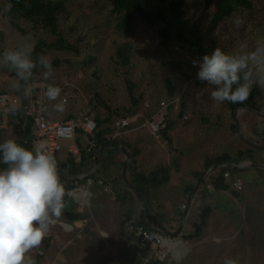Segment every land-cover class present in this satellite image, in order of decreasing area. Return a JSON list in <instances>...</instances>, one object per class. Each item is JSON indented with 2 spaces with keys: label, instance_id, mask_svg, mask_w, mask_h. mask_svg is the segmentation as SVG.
I'll use <instances>...</instances> for the list:
<instances>
[{
  "label": "rangeland",
  "instance_id": "374dc122",
  "mask_svg": "<svg viewBox=\"0 0 264 264\" xmlns=\"http://www.w3.org/2000/svg\"><path fill=\"white\" fill-rule=\"evenodd\" d=\"M52 1L63 2L66 12L60 16V34L68 45L77 47L80 53L55 48L46 51L44 56L51 62L52 75L45 79L44 69H41L40 81L32 83L31 92L35 93L34 89L42 86L46 93L49 85L62 89L57 101H50L46 96L49 115L55 120H64L67 116H75L84 110L104 118L108 113L102 103L112 110H119L120 114L114 117L112 124L113 137L140 151L137 162L141 172L148 174L157 167L170 169L169 174L174 177L173 187L180 186L185 188V191L175 199L176 189L174 191L170 186L158 193V198L163 199L169 210L172 208L170 203L175 207L177 201L179 209L185 211L190 195L186 194V187L197 184L195 173H203L208 169L204 167L205 161L223 154L235 156L240 150L249 147L240 139L236 130H232L236 121L235 112L233 113L225 102L218 103L210 99L212 89L207 82L198 84L195 80L198 74L196 71L191 73L192 79L186 80L179 72L167 66L168 61L183 62V59L175 53V43H162L158 35L159 26L146 25L137 18L133 34L127 35L116 29V16L107 0ZM253 4V9L239 10L220 25L213 37L219 47L230 53L238 49L241 43H246L248 48L252 49L258 39L264 38V0H254ZM202 6V0H189L188 17L199 18ZM5 9V0H0V54L5 49H15L21 44H31L33 51L39 38L47 40L49 44L57 41V38L42 33L41 30L34 31L27 23H23L27 35L13 31L4 16ZM237 20L241 22L239 27L235 23ZM203 21L205 25L208 23L205 16ZM126 43L132 46V64L123 68L116 58L115 51L118 45ZM55 60L63 63L54 65ZM183 69L189 72L186 65ZM167 81L175 88L176 95L172 100L168 95ZM18 83L14 71L0 66V95L7 91L16 93ZM131 84L134 86L132 93L136 104L130 96ZM258 87V103L263 108L261 113H264V89L259 85ZM95 96H99L100 100ZM61 100L65 102L64 110H54L53 105ZM182 104L185 106L183 117H180ZM94 107L97 112H94ZM251 114L239 112V127L240 131L242 128V135L246 139L252 137L256 140L252 130L261 129L264 119ZM161 119H164V128L168 121L175 123L168 133L172 144H168L164 139L161 133L164 128L158 132L152 129L151 123ZM120 121H128V126L119 127ZM13 123H16L13 113L0 112V143L14 139ZM60 144L62 148L56 157L58 166L66 161L69 149L75 143L62 140ZM76 155L79 160L80 154ZM192 171H195L194 174ZM243 173H231L226 179L230 189L224 193H216L212 188L208 201L213 205L215 213L209 217L210 222L204 227L202 237L184 240L181 234L175 238L185 244L186 248L182 259L175 261L176 264H223L224 258L235 259L237 264H264V173L251 178ZM235 181L242 184L241 191L231 187ZM84 186H87V180L78 186L75 185L74 189ZM86 188L89 190L93 187ZM114 195L107 194L110 207L108 217L100 221L102 228L110 233L108 239L100 242V236L94 235L95 232L99 233L96 222L90 218L94 216V211L91 213L86 209L85 212L82 210V213L86 214L85 222L89 220L90 226L81 231L80 228L84 225L82 224L77 232L70 234L71 238H74L70 244L74 249L69 253L66 250L70 245L64 241L67 236L64 240L62 238V232L65 230H61L63 228L60 226L55 227V224V228L50 227L48 234L52 231L58 233L59 240L54 244L55 241L50 238L48 249L41 244L27 255L35 260L33 257L36 251L44 248V252H39L42 257L40 264H132L130 258L136 257L137 252L134 247L130 248L129 243L137 234L130 225L127 226L128 236L123 235L124 237L120 238L116 233L120 221L119 207ZM197 195L193 203L201 206L202 200L198 199ZM98 201L100 202L99 199ZM159 213H163L162 208ZM64 216L63 212L60 218L66 221ZM177 220L175 231L179 228L182 217L178 216ZM81 233L82 237L76 236ZM48 234L46 237H50ZM164 250L167 251V248ZM168 254L169 258L173 256L171 252ZM171 259L173 261V258Z\"/></svg>",
  "mask_w": 264,
  "mask_h": 264
},
{
  "label": "trees",
  "instance_id": "16d2710c",
  "mask_svg": "<svg viewBox=\"0 0 264 264\" xmlns=\"http://www.w3.org/2000/svg\"><path fill=\"white\" fill-rule=\"evenodd\" d=\"M112 7V13L116 16V29L119 31L131 35L134 32L135 20L141 19L146 25L159 26L158 35L163 44L175 43L183 48L188 46H194L196 53L203 58L206 54L219 47L213 37L220 25L229 19L235 12L239 10H251L254 7V0H202V12L199 18L190 19L188 17L187 3L189 0H107ZM6 9L4 10V16L9 21V26L13 31L19 32L22 35H27V31L24 28L23 23L31 25L34 31L41 30L42 33L57 38V41L53 44H49L47 40L39 38L34 45L31 57L34 61H38L40 57L44 56L45 52L51 48H55L62 51H70L75 54L80 53V50L68 45V43L62 38L60 34V16L66 12L63 2L52 0H5ZM207 18L208 23L205 25L203 17ZM221 48V47H220ZM225 52V49L221 48ZM116 58L123 68L129 67L132 64V46L130 44H121L116 47ZM183 61V60H182ZM54 65H61L63 61L55 60ZM186 61L174 62L168 61L167 66L176 72H179L186 80L192 79L193 69L188 65ZM188 68L187 73L183 68ZM42 68L38 65L34 70V76L32 80L25 85L23 81L18 80L19 90H16L17 94L21 95L22 106L20 110L13 113V134L14 140L20 143L25 148L32 150L35 147V136L33 132V120L30 117H25L24 107L27 103V97L23 95V89L26 86L34 82H39V72ZM14 76L15 72H14ZM17 78V77H16ZM18 79V78H17ZM198 81V84H201ZM168 88L169 98L172 100L175 97L174 85L170 82H166ZM235 87V86H234ZM134 86H129L130 96L132 102L136 104V100L133 97L132 90ZM8 92V91H7ZM259 87L253 85L251 94L247 101L243 103H231L225 101L228 108L234 113L240 108H251L259 112L263 111L262 106L258 103ZM100 100L99 96H95ZM107 109V116L102 118L95 113L97 130L93 136L84 137L80 135L77 138V142L80 138H86L88 145L83 148L77 143L78 153L77 155L69 153L65 162L61 163L58 169L59 174L67 176H80L90 174L94 167L93 153L99 148H122L130 152L133 160L128 168V179L137 187L141 195L147 201L151 212L159 223L170 230H175V227H170L166 217L160 214V207L155 208L152 204L151 194L152 191L159 189L167 184L170 180L169 168L157 167L153 169L148 175L139 173L137 171V158L140 155V151L133 149L130 144L123 140H118L113 137L114 128L112 127L115 116L120 114L119 110H112L105 103H102ZM184 104L181 105L180 117H183ZM94 112L96 107H94ZM251 115H254L253 113ZM255 116V115H254ZM74 115L67 116L64 120H70L74 118ZM264 124V120H263ZM173 121H168L166 127L161 131L164 139L168 144H172L173 141L168 135L169 130L174 127ZM235 124L232 125V130L235 131ZM242 133V128H241ZM253 136L248 137L250 141L264 147V125L261 129L252 130ZM2 155V154H0ZM99 157V169L97 174V180L103 181L105 186H109L113 189V193L116 196V201L120 205L122 210L123 224L121 225L120 234H124V225L131 222L134 226V233L138 234L141 230H155L152 224L148 221L144 208H141L138 218H136V209L138 206V199L134 193L129 190L122 177V169L124 165V155L120 152L112 149H105L98 153ZM56 159V158H55ZM245 160H249L252 163L264 164V153L256 151L251 147H247L246 150H240L235 156L229 154L219 155L217 157L208 158L205 161V168L212 166H220L226 163L240 164ZM5 167L0 164V168ZM179 167V166H178ZM246 170H238L231 167H222L211 173H209L202 182L201 188L198 192L197 198L206 201L211 195L207 190V186L211 185L215 191H227L230 189L229 184L224 178V174L229 173H242ZM260 173H264V170L260 169ZM202 173H195L194 176L198 179ZM66 189L65 205L69 201L68 192L75 188L74 184L61 181ZM195 185L187 187L186 194H189L194 189ZM209 195V196H208ZM212 210L209 207L199 208L196 204L193 205L185 228L182 233L184 240L199 239L203 235L204 227L207 225L209 216ZM158 213V214H157ZM68 218L76 220L77 216L68 214ZM50 239H44L43 243L48 246ZM138 237L134 235L130 240V248L134 247L136 252L139 251L137 247ZM47 248V247H46ZM145 255L149 252L145 251ZM130 262L132 264H139L136 257H131ZM152 264H176L171 258L164 262L155 260Z\"/></svg>",
  "mask_w": 264,
  "mask_h": 264
},
{
  "label": "clouds",
  "instance_id": "9594fccd",
  "mask_svg": "<svg viewBox=\"0 0 264 264\" xmlns=\"http://www.w3.org/2000/svg\"><path fill=\"white\" fill-rule=\"evenodd\" d=\"M235 23L239 27L241 22ZM31 52V44L5 49L0 54V66L14 71L25 85L32 80L38 65L44 69V78H49L52 65L48 57L34 61ZM197 76L212 89V101H247L254 83L264 89V38L258 39L252 49L246 43L230 53L216 47L199 62ZM31 91L26 86L23 95L28 97ZM61 92L60 87L49 85L45 95L50 101H57ZM64 103L61 100L54 104V110L63 111ZM0 154V164L5 166L0 168V264H35L27 254L41 246L65 209L66 189L58 162L42 144L29 150L14 139L0 143ZM223 264L237 261L224 258Z\"/></svg>",
  "mask_w": 264,
  "mask_h": 264
},
{
  "label": "built area",
  "instance_id": "2783aa9c",
  "mask_svg": "<svg viewBox=\"0 0 264 264\" xmlns=\"http://www.w3.org/2000/svg\"><path fill=\"white\" fill-rule=\"evenodd\" d=\"M174 49L175 53L180 56L183 61L188 62V65L191 67V69L198 73L199 62L202 61V58L199 54L196 53L195 47L188 46L185 49L179 45H175ZM193 61H196L195 65ZM195 80L200 81L198 79V76H196ZM31 85L32 84H30L29 86L31 87ZM34 91L35 93L31 92V95L27 97V103L25 106H23V116L30 117L33 120L35 147L36 144H38L37 147H40V145L42 144L44 146V150L48 154L56 158L62 148L60 142L62 140H71L75 144L70 147L69 153L78 154V146L76 142L79 136V132L81 133L80 135L88 137L93 136L97 130L95 113L84 110L81 113L75 115L74 118L67 121L52 119L48 112V105L44 87H37L34 89ZM0 105H2V109H0V112L16 113L22 106L21 95L11 92L1 94ZM163 124L164 119H161L156 123H151V126L154 132H158L160 131V129L164 128ZM118 126L121 128H125L128 126V121H120L118 123ZM116 137H118L117 133ZM230 175L231 173L227 172L224 174V178L228 179ZM93 185L104 187L105 191L108 194H114L112 188L109 186H105L103 181L92 178L87 179V186ZM231 187L237 191H241L242 184L239 181H235V183ZM212 188L213 187L211 185L207 186V190L210 193L212 191ZM81 190H84V192H88L84 188H76L72 191H69L68 196L70 198H73L80 205H87L89 196H84L82 198L78 197V194ZM89 193L90 192H88V194ZM137 237V247L139 251L136 253V259L138 260V262L140 261L141 264H152L155 260L164 262L169 259L170 255L168 254V252L172 253L173 256L171 258H173L174 262L180 261V259H182L181 257H183L184 255L183 254L182 256H177L176 249L171 246L172 244L178 243L179 241H176L175 238L163 235L157 230H141L137 234ZM165 248H167V251L164 250ZM145 251L149 252V254L145 255Z\"/></svg>",
  "mask_w": 264,
  "mask_h": 264
},
{
  "label": "crops",
  "instance_id": "0c3cea01",
  "mask_svg": "<svg viewBox=\"0 0 264 264\" xmlns=\"http://www.w3.org/2000/svg\"><path fill=\"white\" fill-rule=\"evenodd\" d=\"M86 141L87 140L83 137V138H80L79 141L76 142V143H78L83 148H85L84 146H86ZM259 170L260 169H256V170L250 169V170L244 171L243 174L248 175V177H250V178L253 177V176L254 177H257V176H259V174H262V173L259 172ZM137 171L139 173H143V172L140 171V164L139 163H138V166H137ZM194 172L192 171V174H194ZM143 174H145V173H143ZM148 174H146V175H148ZM173 179H174V177H173V175H171L170 176V180H169V182L167 184H165L164 186L160 187L157 190L152 191V194H151V200H152L153 206L154 207L157 206V207H160V208L163 209V213L162 214L166 217L165 219L168 221V224H169L170 227L171 226L174 227V225L177 224V222H178L177 217L178 216H181L183 218V214H184L185 211H181L179 209V206L177 205L178 204L177 201H175V204H176L175 207H174V205L172 203H170V205H172V208H170V210H169L168 207H167L168 205L163 202V199L162 198H158V197H160V196H158V193H160L163 190H166V188H169L171 186L174 191L176 189V191H175L176 192L175 193V199H176V197H179L180 195L182 196V192L185 191L184 190L185 188L180 187V186L173 187ZM189 182H190V180H189ZM80 184H82V183H80ZM194 185H196V183H194ZM86 187L87 186H84V189L85 190H87ZM92 187L93 188H90L89 190H87V191H89L91 193L90 194V197H89V200H88L89 201L88 202V205H80L73 198H70L69 197V201L65 205V209L63 211L64 212V215H65L64 217H65L66 221L63 220V219H61V218H59L57 220V222H56L57 225H55V227L58 228V226H60L61 228H63V229L60 228L61 230H65L64 233L62 232V238L64 240L65 236H67V239L64 240V241L66 243H68V245H70L72 243V241L74 240V238H71V236H70L71 233L77 232L78 229H79L78 227H81L82 224H84V225H83L82 228H80L81 231H83L85 227L90 226V224H88L89 220L87 222H85L86 214L85 213H82L83 212L82 210H84V212H85L86 209H89L91 213H92V210L94 211L93 212L94 213V216H91L90 218H92L96 222V225L95 224L94 225L96 226L97 229H99V233H97V232L94 233V235L96 237H99L100 236L99 237V241L101 242L103 239H108L110 237V233L107 232V231H105V228H102L103 225L100 222L105 217H108V213H109V209H110L109 204H108V201H107V198H108L107 194L108 193L105 191V188L104 187H100V186H97V185H95V187L94 186H92ZM224 192H226V191H216V193H220V194L221 193H224ZM218 198H220V197H218ZM98 199L100 200V202L98 201ZM208 200H209V198L206 201H203L202 200L201 201V206L196 205V207H199L201 209L204 208V207H206V206L209 207L212 210L211 215L209 217H212L214 215V213H215V209H213V205ZM115 202H116V204H118L117 201H116V199H115ZM193 205H194V203H193ZM118 207H119V210L118 211H119L120 226L117 228L116 233L121 238L123 235L125 237L128 236V232H127V226L128 225H130L131 229H133V230H134V226L132 225L131 222H128L127 224L124 225V234L123 235L120 234L121 225L123 224V218H122V210H121L119 204H118ZM192 207H191V209H192ZM141 208H143V207L140 205V203H138V206H137V209H136V211H137L136 212V216H137L136 218H138V215H139V212H140ZM120 213H121V216H120ZM68 214H72V215L77 216V219L76 220L69 219L68 218ZM152 215H153V213H152ZM96 218H98V220ZM155 219H158V218H155ZM208 222H210V220ZM55 227H53V228H55ZM168 230H170V229H168ZM170 231L175 232V230L174 231L173 230H170ZM65 233H68V235L65 234ZM49 236L50 237H45V239H50L51 238L52 241H55L54 244L60 238V236L58 235V233H53V231H52V233H50ZM76 236L77 237H82V233L80 235H76ZM130 236H131V234H130ZM129 238H131V237H129ZM42 245H44V248L45 249H48V246H45V244L43 242H42ZM62 247H64V245ZM44 248L36 251V255L33 257V258H35V260H33V261L37 262L36 264H40L42 257H41V255H40L39 252L40 251L44 252L43 251ZM67 249L68 250H66V251L69 253L74 248H73V246L70 245V247L67 248Z\"/></svg>",
  "mask_w": 264,
  "mask_h": 264
},
{
  "label": "water",
  "instance_id": "95a60500",
  "mask_svg": "<svg viewBox=\"0 0 264 264\" xmlns=\"http://www.w3.org/2000/svg\"><path fill=\"white\" fill-rule=\"evenodd\" d=\"M239 112H249V113H253L259 117H262L264 119V113H261L257 110H254V109H251V108H240V109H237L235 111V115H236V121H235V130H236V133L237 135L240 137V139L246 143L249 147L255 149L256 151H259V152H262L264 153V147L256 144V143H253L252 141L246 139L241 131H240V127H239V120H238V114ZM105 149H112L114 151H117V152H120L124 155L125 159H124V165H123V169H122V177H123V181L126 185V187L131 190L134 195L136 196V198L138 199L140 205L144 208V211H145V214L147 216V219L148 221L152 224L153 228L155 230H157L158 232H160L161 234L163 235H166L168 237H172V238H178L179 236H181L184 228H185V225H186V222L188 220V217L190 215V211H191V207H192V204H193V201L196 197V195L198 194L200 188H201V185H202V182L203 180L205 179L206 175H208L209 173L217 170V169H220L222 167H231V168H234V169H238V170H250V169H262L264 170V164H257V163H245V162H242L240 164H234V163H226V164H223V165H220V166H212L208 169H206L202 175L198 178V181H197V184L195 186V188L192 190V192L190 193L189 195V198H188V203H187V207H186V210L183 214V218H182V222L179 226V228L177 229V231L175 232H172L170 230H168L166 227H164L161 223H159V221L157 219L154 218V216L152 215L151 213V210H150V207L147 203V201L144 199V197L141 195V193L139 192V190L137 189V187L135 185H133L129 179H128V168H129V165L130 163L132 162V156L131 154L126 151L125 149H122V148H111V147H107V148H99L98 150H96L94 153H93V156H94V168L92 170V172L88 175H80V176H67V175H64V174H59L60 175V179L61 181L63 182H66V183H70V184H74V185H78L82 182H84L85 180L89 179V178H92V179H95L97 178V174H98V168H99V157H98V153L102 150H105Z\"/></svg>",
  "mask_w": 264,
  "mask_h": 264
},
{
  "label": "bare ground",
  "instance_id": "6f19581e",
  "mask_svg": "<svg viewBox=\"0 0 264 264\" xmlns=\"http://www.w3.org/2000/svg\"><path fill=\"white\" fill-rule=\"evenodd\" d=\"M84 196L87 197V196H89V194H88V192H84V190H81V192L78 194V197L82 198ZM171 246L176 249V255L177 256H182L186 251L185 244H183L182 242L174 243Z\"/></svg>",
  "mask_w": 264,
  "mask_h": 264
}]
</instances>
